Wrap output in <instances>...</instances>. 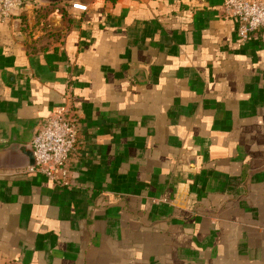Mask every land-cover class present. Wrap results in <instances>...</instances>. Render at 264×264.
<instances>
[{
  "label": "crops",
  "instance_id": "obj_1",
  "mask_svg": "<svg viewBox=\"0 0 264 264\" xmlns=\"http://www.w3.org/2000/svg\"><path fill=\"white\" fill-rule=\"evenodd\" d=\"M223 1L27 0L0 18V264H264V29L241 39ZM68 99L59 186L23 170Z\"/></svg>",
  "mask_w": 264,
  "mask_h": 264
},
{
  "label": "built area",
  "instance_id": "obj_2",
  "mask_svg": "<svg viewBox=\"0 0 264 264\" xmlns=\"http://www.w3.org/2000/svg\"><path fill=\"white\" fill-rule=\"evenodd\" d=\"M27 0H0V18L8 19L12 11ZM225 19L236 18L238 34L246 40L264 29V0H224L220 8ZM78 143L76 112L72 102L55 106L32 138L33 163L23 173H39L56 185H65L70 173L69 158Z\"/></svg>",
  "mask_w": 264,
  "mask_h": 264
},
{
  "label": "trees",
  "instance_id": "obj_3",
  "mask_svg": "<svg viewBox=\"0 0 264 264\" xmlns=\"http://www.w3.org/2000/svg\"><path fill=\"white\" fill-rule=\"evenodd\" d=\"M52 8H55V7H52ZM57 8H58V7H57ZM58 9L61 11V8H58ZM61 13H63V12H61ZM63 14H64V13H63ZM63 14H62V15H63Z\"/></svg>",
  "mask_w": 264,
  "mask_h": 264
}]
</instances>
